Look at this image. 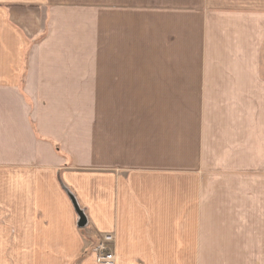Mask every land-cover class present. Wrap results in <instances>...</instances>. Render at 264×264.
<instances>
[{
	"label": "crops",
	"instance_id": "crops-1",
	"mask_svg": "<svg viewBox=\"0 0 264 264\" xmlns=\"http://www.w3.org/2000/svg\"><path fill=\"white\" fill-rule=\"evenodd\" d=\"M104 233L113 264H264V0H0V264Z\"/></svg>",
	"mask_w": 264,
	"mask_h": 264
},
{
	"label": "built area",
	"instance_id": "built-area-1",
	"mask_svg": "<svg viewBox=\"0 0 264 264\" xmlns=\"http://www.w3.org/2000/svg\"><path fill=\"white\" fill-rule=\"evenodd\" d=\"M94 257L97 263L113 264L116 259L114 252V235L102 234L93 247Z\"/></svg>",
	"mask_w": 264,
	"mask_h": 264
},
{
	"label": "water",
	"instance_id": "water-1",
	"mask_svg": "<svg viewBox=\"0 0 264 264\" xmlns=\"http://www.w3.org/2000/svg\"><path fill=\"white\" fill-rule=\"evenodd\" d=\"M72 204L74 206L75 212L78 216V221H77V225L82 228L86 225L87 223V218L83 212V210L80 208V206L78 205L77 201L75 200V198L73 196L70 197Z\"/></svg>",
	"mask_w": 264,
	"mask_h": 264
},
{
	"label": "trees",
	"instance_id": "trees-1",
	"mask_svg": "<svg viewBox=\"0 0 264 264\" xmlns=\"http://www.w3.org/2000/svg\"><path fill=\"white\" fill-rule=\"evenodd\" d=\"M66 190H67V192H68V194H69L70 197L73 196V194H72L71 191H69L68 189H66ZM96 242H97V241H96Z\"/></svg>",
	"mask_w": 264,
	"mask_h": 264
}]
</instances>
